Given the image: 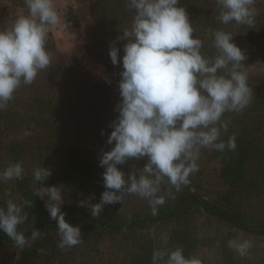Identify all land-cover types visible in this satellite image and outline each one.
Masks as SVG:
<instances>
[{"label": "trees", "instance_id": "trees-1", "mask_svg": "<svg viewBox=\"0 0 264 264\" xmlns=\"http://www.w3.org/2000/svg\"><path fill=\"white\" fill-rule=\"evenodd\" d=\"M80 1L89 2L93 9L85 49L101 60L108 78L93 81L65 61H54L31 85L21 84L0 110V171L17 162L24 169L23 179L0 182V206H6L9 199L32 201V207L24 209L29 218L18 231L26 236L33 229L41 231L24 248L0 231V251L8 256L0 264H152L154 248L182 247L185 257L199 258V250L205 246L215 248L205 264H264V250L241 257L227 244L237 238L264 243V0H256L258 15L251 28L235 21L220 23L216 0H180L179 5L188 14L193 35L203 42V54H217L209 29H222L245 52L243 70H258L246 71L251 103L242 112H227L223 117L229 127L221 139L227 142L235 135L236 149H201L199 171L190 175V183L179 192L172 189L175 198H166L156 216L146 200L130 195L123 204L105 205L98 217L91 215L88 205L99 203L106 191L105 169L99 160L102 152L114 146L107 140L113 130L109 125L118 116L123 45L127 42L117 37L131 26L134 10L126 0ZM12 6L26 5L24 0H0V29L10 27L17 18ZM68 21L70 27L79 26L72 12ZM113 42L121 50L120 65H113L109 56ZM46 49L50 55L56 51L50 31ZM21 127L29 132L26 138L10 139V131ZM146 163V158H133L118 167L127 177ZM37 167L51 170L43 185L34 182ZM41 186L61 187V211L69 223L81 228L80 244L63 250L58 247L57 223L36 195ZM168 187L162 185V194ZM215 240L220 241L219 246L213 244Z\"/></svg>", "mask_w": 264, "mask_h": 264}, {"label": "clouds", "instance_id": "clouds-1", "mask_svg": "<svg viewBox=\"0 0 264 264\" xmlns=\"http://www.w3.org/2000/svg\"><path fill=\"white\" fill-rule=\"evenodd\" d=\"M24 3L28 14L0 29V110L21 84L31 85L38 73L49 67L46 40L49 30L61 22L55 0ZM126 3L134 15L131 26L117 37L127 42L123 45L118 116L109 125L113 130L107 140L114 146L102 152L99 160L105 169L106 191L99 203L88 205L93 217L100 216L105 205L123 204L130 195L146 200L151 214L158 215L166 198H175L172 189L179 192L190 183V175L199 171L201 149H236L235 135L227 142L221 139L229 127L223 117L227 112H242L252 101L248 74L243 70L247 57L231 33L209 29L217 54L206 56L180 0ZM216 4L220 23L254 26L256 0H216ZM120 51L113 42L109 51L113 65L121 64ZM133 158H146L147 163L126 177L118 166ZM23 172L20 162L10 164L0 171V182L23 179ZM50 175L49 168L37 167L34 182L43 185ZM165 183L169 187L162 194ZM36 195L42 200L48 197L45 207L57 223L58 247L63 250L80 244L81 228L69 223L61 211V187L41 186ZM25 207H32V201L9 199L6 206H0V231L19 248L30 246L41 236L39 229H33L30 236L18 231L29 218ZM227 244L241 257L252 247L249 239H230ZM152 264H202V260L185 257L182 247L154 248Z\"/></svg>", "mask_w": 264, "mask_h": 264}, {"label": "rangeland", "instance_id": "rangeland-1", "mask_svg": "<svg viewBox=\"0 0 264 264\" xmlns=\"http://www.w3.org/2000/svg\"><path fill=\"white\" fill-rule=\"evenodd\" d=\"M55 3L61 22L49 30L53 34L56 44V51L51 55V62L63 60L69 68L80 71L93 81H102L108 78L106 68L101 63V60L97 57L89 56L85 49L86 31L92 22L93 16L91 4L80 0H55ZM5 4L11 6V3L5 2ZM12 8L15 9L17 17L28 14L26 6H12ZM70 12L76 17L79 26L70 27L71 24L68 21ZM246 71L251 73L258 72L257 68L254 67H250ZM28 134L29 132L26 128L21 127L12 132L10 131L9 138L23 141ZM47 199L48 197L45 196L43 199L44 204ZM213 244L219 246L220 241L215 240ZM252 250H264V243L252 241V247L249 249L248 254H252L254 252ZM214 252L215 248L202 247L199 250V259L202 260V264L210 261ZM7 257L4 251H0V263L7 260Z\"/></svg>", "mask_w": 264, "mask_h": 264}]
</instances>
